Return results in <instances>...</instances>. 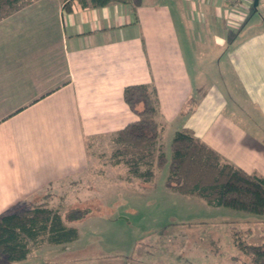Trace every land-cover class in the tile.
I'll use <instances>...</instances> for the list:
<instances>
[{
	"label": "crops",
	"instance_id": "crops-1",
	"mask_svg": "<svg viewBox=\"0 0 264 264\" xmlns=\"http://www.w3.org/2000/svg\"><path fill=\"white\" fill-rule=\"evenodd\" d=\"M253 1H16L0 17V216L81 174L88 141L138 120L124 99L130 85L156 87L165 150L177 132L189 130L229 162L264 175V145L227 114L217 88H200L204 50L193 46L206 15L236 18L228 58L249 102L264 114V18H255Z\"/></svg>",
	"mask_w": 264,
	"mask_h": 264
},
{
	"label": "rangeland",
	"instance_id": "rangeland-1",
	"mask_svg": "<svg viewBox=\"0 0 264 264\" xmlns=\"http://www.w3.org/2000/svg\"><path fill=\"white\" fill-rule=\"evenodd\" d=\"M259 3L257 12L254 9L256 19L264 18V0ZM13 6L1 3L0 17ZM212 15L196 25L201 42L193 46L204 50L205 58L199 86L214 92L217 88L228 103L227 114L248 125L264 145V114L249 102L228 58L230 39L236 33L233 28L239 23L231 16L213 20ZM215 26L224 31L223 38L216 37L222 32ZM248 110L254 124L247 122ZM167 145L168 162L163 168L155 167L153 182L144 183L127 180L126 168L112 165V154L119 147L113 136L92 138L87 144L88 164L81 174L54 183L22 207L27 210L47 202L78 229L79 238L65 245L31 243L25 260L12 263L0 254V264H250L251 256L239 246L260 243L264 217L213 208L201 198L170 191L166 178L171 144ZM78 209L88 213L81 220H69Z\"/></svg>",
	"mask_w": 264,
	"mask_h": 264
},
{
	"label": "trees",
	"instance_id": "trees-1",
	"mask_svg": "<svg viewBox=\"0 0 264 264\" xmlns=\"http://www.w3.org/2000/svg\"><path fill=\"white\" fill-rule=\"evenodd\" d=\"M18 0H0L14 4ZM84 7H105L131 0H78ZM67 6V4H66ZM254 12V8H253ZM257 12V11H256ZM124 99L138 120L113 135L119 145L112 154V165L127 170L126 179L151 183L155 167L168 162L161 142L160 100L154 85H130L124 89ZM166 187L185 196L198 197L213 208H226L264 217V175L248 173L229 162L216 150L197 138L191 131L175 134L171 143V158ZM224 210V209H222ZM87 210H75L69 220H81ZM79 238L78 229L68 223L60 212L47 202L0 216V254L12 263L25 260L31 243L47 242L65 245ZM240 250L251 256L250 264H264V238L260 243L241 244Z\"/></svg>",
	"mask_w": 264,
	"mask_h": 264
},
{
	"label": "water",
	"instance_id": "water-1",
	"mask_svg": "<svg viewBox=\"0 0 264 264\" xmlns=\"http://www.w3.org/2000/svg\"><path fill=\"white\" fill-rule=\"evenodd\" d=\"M260 0H254L253 1V8L255 9V11H257L258 5H259Z\"/></svg>",
	"mask_w": 264,
	"mask_h": 264
}]
</instances>
